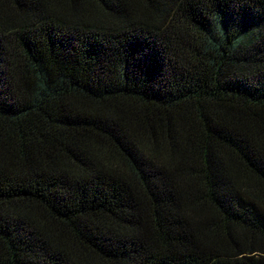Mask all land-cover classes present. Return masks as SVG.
Instances as JSON below:
<instances>
[{"label": "trees", "instance_id": "16d2710c", "mask_svg": "<svg viewBox=\"0 0 264 264\" xmlns=\"http://www.w3.org/2000/svg\"><path fill=\"white\" fill-rule=\"evenodd\" d=\"M0 264H264V0H0Z\"/></svg>", "mask_w": 264, "mask_h": 264}]
</instances>
